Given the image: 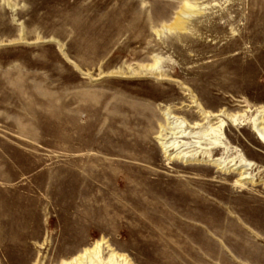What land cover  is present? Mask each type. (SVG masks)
Returning <instances> with one entry per match:
<instances>
[{
	"label": "rangeland",
	"instance_id": "rangeland-1",
	"mask_svg": "<svg viewBox=\"0 0 264 264\" xmlns=\"http://www.w3.org/2000/svg\"><path fill=\"white\" fill-rule=\"evenodd\" d=\"M197 106L231 172L166 157ZM258 119L264 0H0V264H264Z\"/></svg>",
	"mask_w": 264,
	"mask_h": 264
},
{
	"label": "bare ground",
	"instance_id": "bare-ground-1",
	"mask_svg": "<svg viewBox=\"0 0 264 264\" xmlns=\"http://www.w3.org/2000/svg\"><path fill=\"white\" fill-rule=\"evenodd\" d=\"M184 11L187 12V16L192 14L188 5L185 6ZM181 22L182 19H179L172 29H183L184 26H182ZM196 108L201 119L195 123H189L170 112L165 114L166 127L162 125L159 141L166 157L170 160H181L185 163L200 162L201 159L207 158L208 162L215 165L219 170L231 172L226 167V161L215 159L210 152L213 149H225L228 152L229 148L224 143L223 128L226 125L224 119L228 122H234V118L224 112L210 114L200 106ZM259 119L254 123V130L259 135L260 140L264 142V127L262 126L264 123H262L263 121L259 122ZM214 121L217 122L213 123ZM251 166V163L241 159L238 164H234L231 168L234 169L233 171H240L244 181L249 180L247 172ZM101 247L102 242L99 241L66 264H104L101 257ZM117 259L125 264H131L127 258L116 254H113L108 259L110 260L108 264H116L115 260Z\"/></svg>",
	"mask_w": 264,
	"mask_h": 264
}]
</instances>
